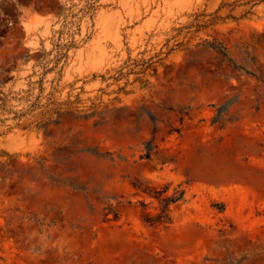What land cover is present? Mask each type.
<instances>
[{"label": "rangeland", "instance_id": "rangeland-1", "mask_svg": "<svg viewBox=\"0 0 264 264\" xmlns=\"http://www.w3.org/2000/svg\"><path fill=\"white\" fill-rule=\"evenodd\" d=\"M0 264H264V0H0Z\"/></svg>", "mask_w": 264, "mask_h": 264}, {"label": "trees", "instance_id": "trees-1", "mask_svg": "<svg viewBox=\"0 0 264 264\" xmlns=\"http://www.w3.org/2000/svg\"><path fill=\"white\" fill-rule=\"evenodd\" d=\"M211 46L219 50L225 57L229 58V60L233 63L234 68L239 70L243 68V66L233 61L226 46L221 43H212ZM224 108H227V105H224ZM222 118L223 117L220 114L215 118V121L221 120ZM132 184L138 192L153 196L158 200L157 212H147L144 216V220L147 223H149L150 225L167 226L173 222L171 205L185 198V189H181L179 186H177L175 190L169 194V185H167L163 189H158L156 187H153L148 180L142 178L141 176L135 177L132 180ZM143 204L147 205L146 203ZM109 210L110 212H114L112 205L109 206ZM114 214V216L117 217V213Z\"/></svg>", "mask_w": 264, "mask_h": 264}]
</instances>
